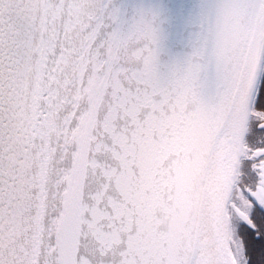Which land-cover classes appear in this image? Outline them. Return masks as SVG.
<instances>
[{
	"label": "snow or ice",
	"instance_id": "snow-or-ice-1",
	"mask_svg": "<svg viewBox=\"0 0 264 264\" xmlns=\"http://www.w3.org/2000/svg\"><path fill=\"white\" fill-rule=\"evenodd\" d=\"M0 264H264V0H0Z\"/></svg>",
	"mask_w": 264,
	"mask_h": 264
}]
</instances>
